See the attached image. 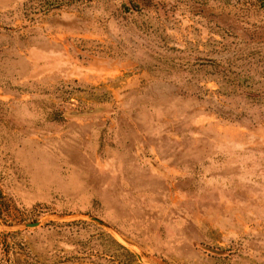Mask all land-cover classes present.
<instances>
[{
	"label": "rangeland",
	"instance_id": "1",
	"mask_svg": "<svg viewBox=\"0 0 264 264\" xmlns=\"http://www.w3.org/2000/svg\"><path fill=\"white\" fill-rule=\"evenodd\" d=\"M0 264H264V6L0 0Z\"/></svg>",
	"mask_w": 264,
	"mask_h": 264
},
{
	"label": "water",
	"instance_id": "2",
	"mask_svg": "<svg viewBox=\"0 0 264 264\" xmlns=\"http://www.w3.org/2000/svg\"><path fill=\"white\" fill-rule=\"evenodd\" d=\"M94 221H97L98 223H100L101 224V222L100 221H98L97 219H93ZM38 225V223L37 222H35V223H28V224H26V226L27 227H34V226H37Z\"/></svg>",
	"mask_w": 264,
	"mask_h": 264
},
{
	"label": "trees",
	"instance_id": "3",
	"mask_svg": "<svg viewBox=\"0 0 264 264\" xmlns=\"http://www.w3.org/2000/svg\"><path fill=\"white\" fill-rule=\"evenodd\" d=\"M257 1H259L260 4H261L262 6H264V0H257Z\"/></svg>",
	"mask_w": 264,
	"mask_h": 264
}]
</instances>
